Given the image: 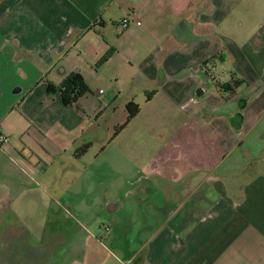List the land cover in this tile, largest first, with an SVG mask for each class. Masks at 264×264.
<instances>
[{
    "label": "crops",
    "instance_id": "crops-1",
    "mask_svg": "<svg viewBox=\"0 0 264 264\" xmlns=\"http://www.w3.org/2000/svg\"><path fill=\"white\" fill-rule=\"evenodd\" d=\"M244 1L195 0L156 45L160 0H0V137L28 123L44 142L60 129L90 150L85 133L102 106L47 93L71 73L86 96H107L105 109L152 92L146 104L164 96L179 118L167 134L154 124L147 140L122 143L110 184L61 192L72 197L58 217L74 223L68 236L40 233L45 223L29 236L0 216V264H264V19L255 28L235 15ZM75 151L73 166L87 154Z\"/></svg>",
    "mask_w": 264,
    "mask_h": 264
},
{
    "label": "rangeland",
    "instance_id": "rangeland-1",
    "mask_svg": "<svg viewBox=\"0 0 264 264\" xmlns=\"http://www.w3.org/2000/svg\"><path fill=\"white\" fill-rule=\"evenodd\" d=\"M194 1L160 0L158 5L162 7L160 10H155L156 22H159L161 26L160 36L155 37L156 45L167 44L169 38L167 35L164 36V33L169 29L176 30L175 26H179L186 15L197 11L198 6L193 4ZM210 7L211 5L200 6L199 11L206 14L210 11ZM241 13L242 16L250 15L251 23L258 28L261 19H264V0H245L237 8L235 15L241 17ZM242 24V22H230L231 26L226 30L239 31ZM136 49L140 51L139 47ZM107 84H110L109 81ZM211 89L221 90L214 85ZM139 90L141 91L142 88L140 87ZM97 91L102 94L104 86L97 85ZM141 93L138 92L139 95ZM151 95L152 92H147L146 96H123L113 104L117 106L115 111L103 107L105 103L108 104L107 96H85V99L78 103L81 109L94 111L100 105L103 109L97 116H90L93 128L85 133V136L91 135L92 147L87 150L85 158L77 162L75 166L71 156L76 150L74 140L79 139V135L75 136L76 132L66 134L59 129L58 135L44 136L46 139H51L50 142H44L41 137H38V134L36 135L31 129L33 125L28 123L24 127L17 126L15 131L3 132L4 136L0 137V210L3 209L6 212L0 213L2 219L4 216L5 221L17 227L28 226L29 231L33 233L29 236L36 232L31 227L42 223L49 228L47 231L45 228L39 230L40 233L53 232L57 229L64 233V236H68L70 231L68 228L74 223L64 217L60 219L58 217L63 216L62 211L72 197L70 198L66 192L62 194L61 192L69 190L71 193L77 189L100 190L101 185L110 184L111 181L116 180L115 175H111L110 169L116 167V158L123 151L122 143H131L136 136L139 140L143 134L145 135L143 138L147 140L148 134L144 131L150 130L154 124L165 129L166 134L171 129L169 125L178 126L179 118H175L178 113H175L174 108L164 96H158L151 103L146 104ZM132 99L134 101L132 103L140 107L141 111L122 131H119V127L129 116L126 105ZM176 139L179 140L178 137ZM155 140H160V135H157ZM58 160L60 163L64 161V164H60ZM94 199L91 198L92 204L95 203ZM30 207L33 213L27 214ZM41 208L45 212L42 217L37 213ZM50 208L53 212H50ZM87 214L89 217L91 213ZM33 215L34 217L30 218ZM77 221L83 228L85 227L83 221ZM82 227L79 228L82 229Z\"/></svg>",
    "mask_w": 264,
    "mask_h": 264
},
{
    "label": "trees",
    "instance_id": "trees-1",
    "mask_svg": "<svg viewBox=\"0 0 264 264\" xmlns=\"http://www.w3.org/2000/svg\"><path fill=\"white\" fill-rule=\"evenodd\" d=\"M104 60H106V57L103 58V61ZM206 64H208V62H205L203 65ZM232 85L237 86V83L233 82ZM222 87L223 86L220 85V88ZM89 92L90 90L88 86L86 85L82 76L78 73L69 74L58 86L49 85L47 87V93H58L62 103L66 106H76L79 100L85 97ZM127 111L129 113L127 121L124 125L119 127V130H122L125 125L137 115L139 107L134 105L133 103H129L127 105ZM89 147V144L82 146V148L78 151V154H84L89 149Z\"/></svg>",
    "mask_w": 264,
    "mask_h": 264
},
{
    "label": "built area",
    "instance_id": "built-area-1",
    "mask_svg": "<svg viewBox=\"0 0 264 264\" xmlns=\"http://www.w3.org/2000/svg\"><path fill=\"white\" fill-rule=\"evenodd\" d=\"M135 22V20L131 17V18H128V19H125L123 21H121L119 23V27H121L122 29H127L131 24H133Z\"/></svg>",
    "mask_w": 264,
    "mask_h": 264
}]
</instances>
